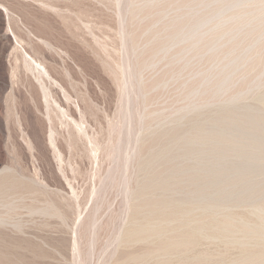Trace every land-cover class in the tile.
I'll list each match as a JSON object with an SVG mask.
<instances>
[{"label": "rangeland", "instance_id": "1", "mask_svg": "<svg viewBox=\"0 0 264 264\" xmlns=\"http://www.w3.org/2000/svg\"><path fill=\"white\" fill-rule=\"evenodd\" d=\"M246 5L0 0V264L209 263L236 201L206 211L210 144L190 138Z\"/></svg>", "mask_w": 264, "mask_h": 264}, {"label": "bare ground", "instance_id": "2", "mask_svg": "<svg viewBox=\"0 0 264 264\" xmlns=\"http://www.w3.org/2000/svg\"><path fill=\"white\" fill-rule=\"evenodd\" d=\"M244 2L247 5L243 7V15L237 25L243 53L227 70L226 77L213 79L212 97L207 101L211 104L209 117H199L200 122L196 120V134L190 138L195 145L202 147L201 153L203 145L210 144L211 156L208 160L213 169L209 175L213 179L209 178L216 182L206 193L208 199L203 196L207 199L206 211H219L216 209L219 205L224 207L220 202L224 198L219 197L223 190L226 191L225 199L236 201V204L233 201L235 205L231 201L234 207L230 205L228 209L225 207L227 211L223 209L225 212L221 218L215 219L214 223L208 221L210 225L206 233L212 239L208 264H264V0ZM224 44L225 40L219 41L215 37L212 42L213 54L214 51L221 52ZM30 68H33L32 64ZM41 76L49 77L45 69ZM41 86L44 87L42 83ZM48 90L43 88L44 98ZM205 122L210 125L208 131H203ZM187 135L185 133L182 137ZM6 183L0 177V189Z\"/></svg>", "mask_w": 264, "mask_h": 264}]
</instances>
